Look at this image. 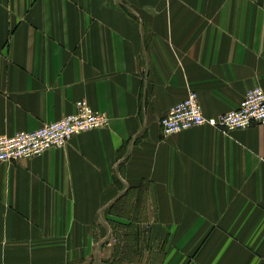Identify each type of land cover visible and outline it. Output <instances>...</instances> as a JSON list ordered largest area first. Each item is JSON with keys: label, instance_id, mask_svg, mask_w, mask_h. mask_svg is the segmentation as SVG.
<instances>
[{"label": "crops", "instance_id": "1", "mask_svg": "<svg viewBox=\"0 0 264 264\" xmlns=\"http://www.w3.org/2000/svg\"><path fill=\"white\" fill-rule=\"evenodd\" d=\"M256 85L264 0H0V133L59 119L78 99L108 117L0 162V264L62 234L92 242L98 219L141 226V213L163 264H264V123L171 134L160 123L191 89L217 116Z\"/></svg>", "mask_w": 264, "mask_h": 264}, {"label": "built area", "instance_id": "2", "mask_svg": "<svg viewBox=\"0 0 264 264\" xmlns=\"http://www.w3.org/2000/svg\"><path fill=\"white\" fill-rule=\"evenodd\" d=\"M75 110L35 129L0 133V162L40 155L53 147H62L76 134L103 127L105 112L94 109L86 99H78ZM164 134L210 124L229 133L235 129L264 123V88L256 85L247 90L239 104L217 116L204 114L198 92L191 89L186 98L173 104L161 117Z\"/></svg>", "mask_w": 264, "mask_h": 264}, {"label": "rangeland", "instance_id": "3", "mask_svg": "<svg viewBox=\"0 0 264 264\" xmlns=\"http://www.w3.org/2000/svg\"><path fill=\"white\" fill-rule=\"evenodd\" d=\"M128 218H131V213ZM141 213L140 223L120 222L115 215L109 225L98 219L89 243H44L30 247L23 264H163L165 244L151 242L150 223ZM100 217V215H99ZM98 217V218H99ZM136 217V215H135ZM89 236V238H90ZM88 239V236L82 237ZM57 239V238H54Z\"/></svg>", "mask_w": 264, "mask_h": 264}, {"label": "bare ground", "instance_id": "4", "mask_svg": "<svg viewBox=\"0 0 264 264\" xmlns=\"http://www.w3.org/2000/svg\"><path fill=\"white\" fill-rule=\"evenodd\" d=\"M89 104H90V103H89ZM90 105H91V104H90ZM93 108H94V107H93ZM94 109H95V108H94ZM96 129H97V128H96ZM85 132H86V131H85ZM82 133H83V132H82ZM72 138H73V137H72ZM72 138H71V139H72ZM71 139H70V140H71ZM70 140H69V141H70ZM69 141H68V142H69ZM45 152H46V151H45ZM22 158H23V157H22Z\"/></svg>", "mask_w": 264, "mask_h": 264}]
</instances>
